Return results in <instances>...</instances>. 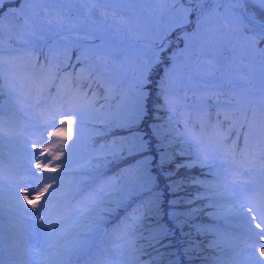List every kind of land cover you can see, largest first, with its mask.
Wrapping results in <instances>:
<instances>
[{"label":"rangeland","instance_id":"obj_1","mask_svg":"<svg viewBox=\"0 0 264 264\" xmlns=\"http://www.w3.org/2000/svg\"><path fill=\"white\" fill-rule=\"evenodd\" d=\"M2 2L3 0H0V7ZM63 2L67 4L66 0H27V3L20 5L24 7V13H26L27 17L26 21L29 18L30 22L26 24L28 29H33L26 32H30L32 36L34 30H40L41 34L47 33V35H51V27L57 26L59 29L57 35L62 39L61 41H57L54 38V40L46 41L41 38V35H36L35 43L38 45L40 43L41 53L49 52V61L60 62V64L62 61V59L60 60V52H62L63 46H70L69 42L73 40L70 39L71 35H80L85 38L97 37L95 42L90 44L88 48L103 51L104 55L107 50L109 51L108 61L110 63L113 60V66L115 67V72L110 79H113L111 86L116 85L118 79H121L122 82H125L124 97H128L126 98L128 101L125 104L126 106H124L125 109L123 108L124 110L120 112L122 119L125 121L121 124L118 122V126L113 125L111 127L119 128L121 125L124 126V123H127L126 127H132L126 130L130 137L126 147L133 150V152L131 156L125 158V160L129 161L124 168L125 175H123L122 186H120L119 190H116L113 186L111 188L105 187L107 190L102 192L96 203L91 205L87 211L81 212L84 205L81 200H78V207L73 204L68 208L67 214L58 212V215L48 217L49 222L42 225L39 218H31L32 204L29 207L27 206L29 214H21L24 218L29 220L31 218V220L30 222L26 220L27 229L25 227H19V229L26 232L28 238L22 237V235L19 236L17 233L10 234L14 239L4 243L10 252L9 254L17 255V262L21 260L23 264H41L40 262L51 261L57 253L64 251V249L71 250V247L75 245L80 247L84 237L77 234L76 238L79 239H76L74 235L78 233V229L83 227L85 221H83L82 217L90 219L95 216L94 219H91L93 224H96V222L100 223L105 217V213L111 210V206L116 205L119 201L120 198L112 201L119 191H127L130 193V197L134 198V192L138 195L141 194L140 192H142L143 188L154 186L156 188L160 183L159 178H162L161 172L156 170L158 172H156L155 176L152 169L153 167L157 169L159 165H167V162L163 163V161L155 159L154 156L157 152L163 160L168 161V165L171 168L168 167L167 171H170L171 180L167 184L162 179V187L148 193H142L144 201L150 202L151 205L155 204V206L162 205L164 203L165 188L169 187L167 191L170 195L165 199L167 202L165 207L170 205L174 208V203L180 201H182V204L187 205L184 210L173 209V214H171V208L168 209L170 217L173 220L180 221L179 225L175 226V230L172 229L171 232L164 234L167 236L172 235L174 241L171 240L174 245L179 243V247L176 250L178 262L174 264H185L184 259L187 251L196 254L197 264H248L253 253L260 257L259 250L264 246V238L258 237L254 232L249 231V224L246 223L245 218L237 213L236 209L238 206L233 202L232 195L230 196L228 190L230 189L247 209L253 206L264 207V186L255 188L247 195L243 192L245 186H253L254 188V182H256L258 176L263 175L264 167L261 169L256 168V172L244 174L242 179L239 180L235 178L234 180L231 178L227 179L223 172L226 167V157H223V154L218 152L214 146L215 151H213L212 146H209V151H206L209 153L208 158L203 157L205 154L194 144L190 134L186 133L174 119L175 110L171 108L169 102L167 103L157 90L158 80L165 76L166 72H171L173 76L172 82L168 85V93L172 92V89L184 92L200 89L201 87L197 88L194 83H198L197 80H203L198 74L204 71V69H199L203 68V65L190 66V55L193 50L201 51L206 45H215L222 40H226L225 42L229 43L238 41V46L247 43V48L243 54L247 56L250 63L245 61L243 64L248 70H251L253 66L261 62L254 64L258 54L259 58L263 59V63L259 64L258 68L262 65L264 66V45L261 48L252 47L251 43L245 40H250L254 44L259 40L249 35L244 37L234 26L231 27V24L235 21L244 20L239 11L234 10L229 5L228 0H202V2L201 0H131V2L106 0L104 3H97L96 0H70L69 8L63 6ZM240 7L245 13L260 21H264V3H261V0H247ZM12 8L6 12L0 11V26L5 27L7 33H13L15 28L21 24L15 17L23 9L19 5ZM35 8L39 11L38 15H41L37 16V18L34 17L35 13L33 10ZM58 8H60V11L57 13ZM71 18L74 19L70 20ZM224 21H227V26H224ZM11 22L17 23L16 26L11 25ZM181 26L183 28L178 31V27ZM25 39L24 35L17 36V45L25 42ZM259 42H262V40ZM42 46L45 51L42 50ZM8 47L6 39L0 37L1 50L8 49L11 51ZM0 53L2 55L7 54ZM73 61V65L81 64L76 59H73ZM83 62H88V60L84 59ZM65 64H70L67 58ZM8 69L14 79L8 80L6 85L14 91H23V95H19L20 98H16V102L18 100L19 103L17 105L18 109L22 110L24 105L22 107L20 105L31 95L25 85L30 80L35 82L38 76L30 74L26 70L23 71L21 66L14 62ZM42 79L46 80L47 78L44 77ZM165 82H168V80ZM173 82L174 85H172ZM63 83L66 82L64 81ZM63 83L60 87L62 90L58 99L53 102L44 118L45 124L49 125L48 130H54L50 134L44 133L43 139L41 137L37 138L34 144L20 135L13 138V141L19 146L17 148L23 149L21 152L22 156H17V158L20 159L19 162L25 164V168L22 173L14 177L12 182L15 185H19V183L27 181L29 184L31 174L27 175V172L33 170L36 173H40V168H42L41 183L37 185V191L44 189L46 185H51L52 187L49 191L53 195L60 196L64 190H71L66 185L69 183L67 181L68 175H72L62 173L60 172L61 170H72L78 181L86 182L90 174H99L95 171H90L102 163L93 160L95 156L121 151L119 149L121 147H118V144H121L120 139H118L121 134L116 136V132H113L115 134L109 133L107 136L109 141L99 143L97 146L93 145L92 149L83 150L81 148L79 151L80 148L78 146L86 142V140L89 141L88 138L90 136L100 133L106 127L97 128V126H93L91 119L95 117L94 110L85 111L84 109L82 113L79 111V117L63 114L70 108H76L81 105V100L86 101L87 99H83L82 94L76 91L75 88L69 89L67 83ZM74 99H79L80 102L73 101ZM184 99V95H179L177 106ZM87 104L89 106V103ZM87 104H85V107H87ZM222 104L224 105L225 103ZM30 106L32 107V105ZM59 106H61L63 112L60 115H52L50 111L58 109ZM142 106L145 107V110ZM186 106L192 111H200L204 109L205 102L194 100L186 104ZM250 107L254 108L253 111H261L259 114H252L254 116L247 113L244 114L249 115L250 121L253 122V125H256L264 118L262 115L264 110L263 102H259L256 105L253 104ZM152 108L156 109L159 116L153 119L149 130L146 128L142 129V125L137 123L140 122L139 120L144 115L149 114L151 116L153 113ZM78 109H82V106ZM42 112H46L45 106L42 107ZM96 113L101 115L102 112ZM113 113L115 112H109V115ZM235 118L238 117L235 116ZM69 120L72 121L71 124L67 123ZM202 121H199V126L204 124ZM105 122L101 118L96 120V123L100 124ZM7 123L4 121L0 123V137H4L6 134L4 127ZM54 132L57 135L53 136L52 133ZM14 133L18 132L15 131ZM246 134H252V132L247 130ZM217 139L220 138L217 137ZM121 140L125 141V139ZM66 141L67 143H65ZM69 145L71 146L69 147ZM263 148L264 146L262 145L261 149ZM13 151L10 150L12 154ZM260 153V150H258L255 157ZM53 155H58L61 159L49 163L48 161L52 160ZM77 157H80L76 161L78 163H72L74 165L72 167L71 165L68 166ZM209 162L211 165H217L218 173L220 174H216L214 168H210V172L219 179L209 178L205 180L199 176ZM37 164L40 167H37ZM57 164H60L61 167L57 168ZM231 173H234V170ZM221 178L222 181H220ZM5 179L0 177V207L4 212L17 214L20 212V203L24 201L25 204L34 200L33 198L36 196L37 191L29 194L32 188L31 184H29L28 187L26 186L28 190H22V192L24 191L23 193L19 194L17 191L13 193L11 191L13 190V185ZM57 180L62 181L63 184H60L61 182L58 183ZM97 187L103 186L96 184ZM26 195L27 199H25ZM44 198L40 197V200ZM76 199H80V197L77 196ZM40 203H37V205L39 206ZM228 205L233 210L230 213L228 212V214H224L222 210H226L225 207ZM101 209L105 210V212ZM164 211H166L165 214L167 215V210L165 209ZM0 215H4L2 211ZM252 215H255V213ZM209 217L215 218L214 221H218L219 218H226L227 222L230 220L228 219L229 217H235L245 222L247 227L243 231L253 234L258 242L257 240H251V235L240 237L238 234L235 237L233 236L228 244L227 242L221 244L215 241L212 239L211 232L214 231L220 235L222 233L217 231L216 228L202 224L201 220ZM191 219L197 221L193 223ZM134 220H128L127 228H131ZM257 223H260L258 219L251 221V228L259 232L261 229L257 230ZM18 225L17 222H13L9 226L6 223L5 226L6 228H13L17 232ZM87 225L84 227H91V224ZM49 228L56 230L55 239L47 234ZM261 228H264V225H261ZM154 230L161 234L165 232L161 227H157ZM121 233H123V228H117L113 231L112 236H118ZM7 235L4 234V236ZM28 239L32 240L30 244ZM171 240L169 239L160 244L162 246L167 243L171 244ZM233 240L241 242V245L236 247L234 252L228 247V245L236 244ZM116 244L119 243L117 242ZM201 246L202 251L200 250ZM136 247L140 251V246ZM117 250L118 245L111 246L110 252L113 254ZM260 258L264 259V257ZM169 259H165L163 263L171 264ZM115 262L118 263L119 260L116 259ZM153 263L155 264V261ZM135 264L152 263H149L147 255H141ZM187 264H191V262H187Z\"/></svg>","mask_w":264,"mask_h":264},{"label":"trees","instance_id":"obj_2","mask_svg":"<svg viewBox=\"0 0 264 264\" xmlns=\"http://www.w3.org/2000/svg\"><path fill=\"white\" fill-rule=\"evenodd\" d=\"M11 1L12 0H3L2 6L0 7V11H6L8 9H11L13 5H20L21 3V0H17V2ZM66 1L67 4L63 2V6L69 8L70 0ZM59 11L60 8L57 9V13ZM33 12L37 13V10H33ZM21 15L23 14L21 13ZM71 15L73 14L71 13ZM73 19L74 18H71L70 20ZM234 27L239 32H241V28L239 26L235 25ZM22 31H24V29H20L17 27L15 28L13 33H7L6 29H4L3 26H0V37L6 39V37L8 36L11 38V42H14L13 38L15 37V34H19ZM58 32L59 29L57 26H55L51 27V35L41 34L39 32L33 33L34 35L31 36L32 43L34 44V46L38 45L37 43L33 42L37 38L35 36L36 34L41 35V38L46 41L51 40L53 38L57 41H61L62 39L57 35ZM31 37L28 39L30 40ZM96 38L97 37L95 36H93L92 38H85L81 37L80 35H71L70 39L73 40L69 42L70 46H63L60 56H63V59L66 54H69L73 57L75 56L74 58L77 60L78 63L81 64H76L70 68L60 66L59 70L65 69L71 78H75L77 84H79L80 82L81 86H86L87 88L92 89L95 94V105L92 109L95 112V117L91 119L92 124L93 126H97V128L102 126L106 127V129H102L100 133H96L95 135L90 136L88 138L90 141L89 145L97 146L99 143H105L109 141L107 139L109 133L115 134L113 132H116V136L117 134H121L118 138L121 141V144H118V147H121L119 148L121 149V151L117 153L109 152L108 154L95 156L93 159L97 162L102 163L101 165L96 166L97 168L90 170L95 172L103 170L104 173H111L115 175L118 174V177L114 180L112 186L115 187L116 190H119L120 186H122L123 175H125L124 168L127 166L126 163L129 161L125 160V158L131 156L133 152V150L127 149L126 147L130 138L126 130H129L132 127H126L127 123H124V126L121 125L119 128H114L111 126H118V122H120L121 124L125 121L124 119H122L120 112L121 110L125 109L124 106H126L125 104L128 101L126 98L128 97H124L123 94L125 82H122L121 79H118L116 85L111 86L112 81L107 80L108 77L111 79L115 72L113 60L110 63L108 61L109 51L106 49L107 53H105L104 55L103 51H96V49L94 48H88L90 44H93L95 42ZM255 39L259 41L261 40L259 38ZM225 41L226 40H222L220 41V43L218 42L215 45L208 44L201 51L193 50V53H191L190 66L197 67L199 65H203V68L199 69H204V71L198 73L200 77L203 78V80H197L198 84L194 83L197 88L201 87L200 89H194L193 91L189 92H184L182 90H172V92L168 93V85L172 82V73L166 72V75L163 76L160 80H158L157 90L159 91V94L162 96V98L165 99L167 103L169 102L171 106H173V103H176L177 99L175 95L182 94V96H185V107L183 109H179V107L171 108L174 109L176 112L174 119L181 125V128L184 131L187 130L188 132H190V134L194 133V131L198 129L200 120H203V125L210 121L217 123V125L219 126H223L225 124L228 125V123L232 125L234 123L232 128H235L236 132H240L243 128L249 127L250 117L247 114L252 115L259 114L261 112L253 111L254 108H251L250 106L253 104L256 105L259 102H263L264 106V66L262 65L260 66V68H258L259 64L263 63V59L259 58L258 54L254 60V64L259 61L261 62L258 65L253 66L251 70H248V68L243 64L245 61L250 63L247 56L243 54L245 53V49L247 48V43L238 46V41L234 43H229ZM245 41L250 42L252 47L261 48L264 45L263 40L262 42L257 41L255 42V44L252 43L250 40ZM84 59H87L88 63L83 62ZM50 66L52 68H54V66L59 67L57 64H51ZM102 71L106 73L107 77L103 76L100 78V73ZM167 80L168 82H165ZM172 85H174V82L172 83ZM194 98L204 99V101L210 99L213 101L212 104L209 103L210 105L207 107L204 113L202 112V115H196L195 113H187L186 104H188L190 100ZM214 101L216 103L221 102V104L225 103V106L222 104V106L218 107L214 103ZM142 107L145 110V107ZM155 108H152L153 113L151 114V116H149V114H146V116L144 115V117L139 120L140 122L137 123L139 125H142V129L146 128L149 130L150 124L153 122V119L159 116ZM99 111L102 112L101 115H97L96 112ZM109 112L115 113L109 115ZM245 113L247 114L244 115ZM262 115L264 116V110L262 111ZM226 116L228 117V119L225 118ZM235 116L238 118H235ZM100 118L104 119L106 122L102 124L96 123V120ZM251 128H260L262 133H264V118L262 119V121H260L256 125H253V127ZM121 139H125V141L123 142ZM154 157L155 159L163 161V163L167 162L166 166L157 165V169L156 167H153L152 169V172L153 174H155V176L157 174L156 172H158L156 170H159L161 172L162 178H159L160 183L156 186V188L155 186L143 188L142 192H140L141 194L138 195L136 192H134V198L130 197V193H128L127 191H119L116 197L112 199L113 201L115 199L120 198L119 201L116 205L111 206V210L105 213V217L100 221V223L96 222V227L93 230H89L84 226H86V224L88 223H92L93 221H91V219H94L95 216L90 219L82 217L83 221L85 222L83 223V227L78 229L77 234L83 235L84 239H87L90 242V245L94 251H97L98 247H104L101 223L106 229H111L112 226L115 223L119 222L120 219L123 218L126 214V216L132 214L136 216L137 219H139L140 217L141 221L137 220L133 229L130 231V237L127 240V244L124 248V255L129 258H132V261H135L139 256L146 254L149 258V263L152 264H154L153 261H155V264L159 263L160 261L161 262L159 264H164L163 261L167 258H170L169 261L171 264L178 262L176 250L179 247V243L174 245V242H172V240L174 241V238H172L171 235L167 236L164 234L169 231L171 232L172 229L175 230V226L179 225L180 223V221L173 220L170 217L168 209L171 208V214H173V209L177 208L179 210H184L187 205H184V203L182 204V201H180L174 203V208L170 205H167V207H165L167 204L165 199L170 195L167 191L169 187L165 188V192L163 195L164 203L162 205L156 204L158 206H155V204L151 205L150 202L144 201V195H142V193H148L153 191L154 189L157 190L158 188L162 187V179L164 183L167 184H169L171 180L169 174L170 171H167L168 167H170L168 165V161L163 160V158L160 157L157 152L155 153ZM201 174L202 172L200 173V175ZM171 178L175 179L173 177ZM167 184L166 186H168ZM165 209L167 210V215L165 214ZM101 210L105 212V210ZM196 221L197 220L191 219V222L193 223ZM201 221L203 225H206V221L204 218ZM157 227H161V229L165 230V232L162 234L157 233L158 231L154 230ZM169 239H172L170 241L171 244L167 243L164 246L160 244L168 241ZM136 246H140V251L136 249ZM200 250L202 251V246L200 247ZM196 258L197 256L195 253L187 251L186 258L184 259L185 264H187V262H191V264H197L198 261H196Z\"/></svg>","mask_w":264,"mask_h":264},{"label":"snow or ice","instance_id":"obj_3","mask_svg":"<svg viewBox=\"0 0 264 264\" xmlns=\"http://www.w3.org/2000/svg\"><path fill=\"white\" fill-rule=\"evenodd\" d=\"M97 3H104L106 2V0H96ZM118 2H131V0H118ZM202 2V0H201ZM246 2V0H232V3H234L236 6H242L244 3ZM261 3H264V0H261ZM25 23H27V21H25ZM261 28H264V24L260 25ZM64 115H72V116H77L79 117V109L76 108H70L66 113H63ZM226 119H228V117H225ZM63 123V122H62ZM67 123L71 124L72 121L69 120L67 121ZM249 127H253V122L250 121L249 122ZM53 136L57 135V133H52ZM222 139H227L226 136H222ZM67 143V141L65 142ZM245 143L247 145V137L245 140ZM71 145H69L70 147ZM246 155H253V154H247ZM61 157L58 155H53L52 156V160H49V163H52V161L54 160H60ZM37 167H40L39 164H37ZM57 168H60L61 165L57 164L56 166ZM55 170V169H53ZM51 185H46L44 187V189L39 190L38 191V196H37V200L40 199V197H45V199L43 200V202H41L39 204V206L37 204H32L31 207L33 209V211L30 213L31 217L33 218H39V220L42 222V225L44 223H48V213L51 211L52 205L50 204L51 199L53 198V193L49 191V189L51 188ZM37 189H30V192H36ZM77 191H83V195L81 197V203L84 205V207L82 208L81 212H85L89 209V207L93 204L96 203L97 199L99 198L100 194L103 192V187H97L91 190H87V189H77ZM25 199H27V195L25 196ZM237 213L245 218L246 223L249 224V231L254 232V234L258 237L264 238V228H261V225H264V207H258V206H253V207H249L247 210H245V207L243 204L239 205L238 208L236 209ZM253 213H255V215H252ZM259 220L260 223L256 224V228H260L261 231L259 232H255L254 229L251 228V221L254 220ZM41 225V226H42ZM50 237H52L53 239H55L56 237V230L54 228H49L48 229V233H47ZM260 257H264V246H262L260 248ZM260 257H257L255 255V253L252 254L250 261L248 262V264H264V259H261Z\"/></svg>","mask_w":264,"mask_h":264},{"label":"water","instance_id":"obj_4","mask_svg":"<svg viewBox=\"0 0 264 264\" xmlns=\"http://www.w3.org/2000/svg\"><path fill=\"white\" fill-rule=\"evenodd\" d=\"M238 11H239V13H240L244 18H246L247 20H249L251 23L257 25V26L259 27V30H260V31H262V32L264 31V29L260 27V25L263 24V23H259V22L253 21V20L250 19L247 15H245V13H243V11H242L240 8L238 9Z\"/></svg>","mask_w":264,"mask_h":264},{"label":"bare ground","instance_id":"obj_5","mask_svg":"<svg viewBox=\"0 0 264 264\" xmlns=\"http://www.w3.org/2000/svg\"><path fill=\"white\" fill-rule=\"evenodd\" d=\"M225 208H226V210H224V211L222 210V212L224 214H228V212L230 213L233 210V208L230 205L226 206Z\"/></svg>","mask_w":264,"mask_h":264}]
</instances>
